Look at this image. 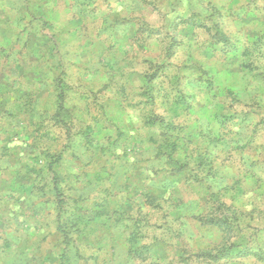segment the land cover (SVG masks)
Masks as SVG:
<instances>
[{
  "label": "rangeland",
  "instance_id": "obj_1",
  "mask_svg": "<svg viewBox=\"0 0 264 264\" xmlns=\"http://www.w3.org/2000/svg\"><path fill=\"white\" fill-rule=\"evenodd\" d=\"M0 89V264H264V0H0Z\"/></svg>",
  "mask_w": 264,
  "mask_h": 264
},
{
  "label": "crops",
  "instance_id": "obj_2",
  "mask_svg": "<svg viewBox=\"0 0 264 264\" xmlns=\"http://www.w3.org/2000/svg\"><path fill=\"white\" fill-rule=\"evenodd\" d=\"M2 89V88H1ZM0 89V90H1ZM132 128H134V127H130V129L126 132V134H127V136H129L131 139H132V141H134V138H138V134H137V130L136 129H132ZM136 130V131H135ZM135 157H137V155L136 154H132V155H129L127 158H129V159H135ZM3 171V170H2ZM137 172L135 173V177H136V179L138 180H142L141 178L143 177L142 175H141V177H140V173H142L143 174V170L142 169H138V170H136ZM5 173L3 172V173H1V175H0V177H4L5 175H4ZM22 189H24V191L23 192H29L30 193V195H31V190H33V189H31L30 188V185H28V186H22ZM25 189H27V190H25ZM35 192V191H34ZM31 197H32V200L31 201H28V202H25V203H22L21 205H19L18 206V208H17V217H16V219L17 220H29V222L30 221H33V223H34V226L33 227H36V222H37V220H38V218L36 217V215H35V212H36V210H37V202H36V197L35 196H33V195H31ZM27 209V212H28V215H27V217L26 216H24V215H19V212L21 213L22 212V210L23 209ZM6 214V213H5ZM35 229V228H34Z\"/></svg>",
  "mask_w": 264,
  "mask_h": 264
}]
</instances>
